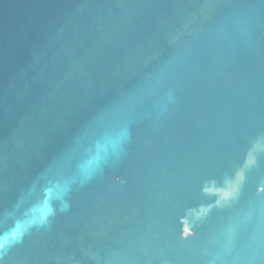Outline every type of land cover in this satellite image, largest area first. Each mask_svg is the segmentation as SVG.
I'll return each mask as SVG.
<instances>
[{
	"label": "water",
	"instance_id": "obj_1",
	"mask_svg": "<svg viewBox=\"0 0 264 264\" xmlns=\"http://www.w3.org/2000/svg\"><path fill=\"white\" fill-rule=\"evenodd\" d=\"M2 264H264V0H0Z\"/></svg>",
	"mask_w": 264,
	"mask_h": 264
},
{
	"label": "clouds",
	"instance_id": "obj_2",
	"mask_svg": "<svg viewBox=\"0 0 264 264\" xmlns=\"http://www.w3.org/2000/svg\"><path fill=\"white\" fill-rule=\"evenodd\" d=\"M0 264H2V262H0Z\"/></svg>",
	"mask_w": 264,
	"mask_h": 264
}]
</instances>
